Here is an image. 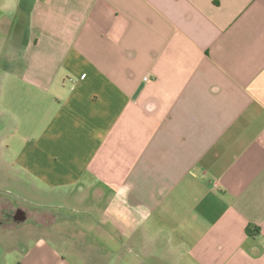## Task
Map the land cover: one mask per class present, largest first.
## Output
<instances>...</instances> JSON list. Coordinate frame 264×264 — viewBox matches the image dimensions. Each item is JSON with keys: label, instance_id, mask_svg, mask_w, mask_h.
Here are the masks:
<instances>
[{"label": "crops", "instance_id": "crops-1", "mask_svg": "<svg viewBox=\"0 0 264 264\" xmlns=\"http://www.w3.org/2000/svg\"><path fill=\"white\" fill-rule=\"evenodd\" d=\"M1 187L0 264H264V0H0Z\"/></svg>", "mask_w": 264, "mask_h": 264}, {"label": "rangeland", "instance_id": "rangeland-1", "mask_svg": "<svg viewBox=\"0 0 264 264\" xmlns=\"http://www.w3.org/2000/svg\"><path fill=\"white\" fill-rule=\"evenodd\" d=\"M6 191H8V189L6 187H1L0 188V195H7L4 194ZM10 196L7 195L5 197L6 201L8 202L10 200L9 198ZM20 203H22L21 201H18ZM24 204V203H23ZM23 208V207H21ZM2 214V213H1ZM14 214V213H13ZM4 215V214H3ZM13 216V215H10ZM10 216H6L7 218H3L2 217V226L1 228L4 230H8V231H12L10 233H6V231H1L0 230V245L4 246L7 244V240L9 241H15L17 238V240H23L24 242L27 241V238L29 237H35L38 233L34 230V228L31 226H27L28 222L26 224H16L12 218H10ZM6 233V234H5ZM37 233V234H36ZM12 235H16L18 237H12ZM0 246V249H1Z\"/></svg>", "mask_w": 264, "mask_h": 264}, {"label": "water", "instance_id": "water-1", "mask_svg": "<svg viewBox=\"0 0 264 264\" xmlns=\"http://www.w3.org/2000/svg\"><path fill=\"white\" fill-rule=\"evenodd\" d=\"M12 219L16 224L23 223L25 221V214L23 211L17 210L12 216Z\"/></svg>", "mask_w": 264, "mask_h": 264}, {"label": "trees", "instance_id": "trees-1", "mask_svg": "<svg viewBox=\"0 0 264 264\" xmlns=\"http://www.w3.org/2000/svg\"><path fill=\"white\" fill-rule=\"evenodd\" d=\"M249 232H250V229H249V228H247V229H246V233H248V234H249Z\"/></svg>", "mask_w": 264, "mask_h": 264}, {"label": "built area", "instance_id": "built-area-1", "mask_svg": "<svg viewBox=\"0 0 264 264\" xmlns=\"http://www.w3.org/2000/svg\"><path fill=\"white\" fill-rule=\"evenodd\" d=\"M145 80H148L147 78H145Z\"/></svg>", "mask_w": 264, "mask_h": 264}]
</instances>
